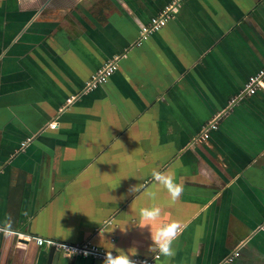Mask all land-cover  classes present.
Returning a JSON list of instances; mask_svg holds the SVG:
<instances>
[{"label":"crops","instance_id":"crops-1","mask_svg":"<svg viewBox=\"0 0 264 264\" xmlns=\"http://www.w3.org/2000/svg\"><path fill=\"white\" fill-rule=\"evenodd\" d=\"M172 1L0 0V264H46L32 236L152 257L150 231L173 220L176 255L156 264H264V90L226 110L264 67V0H182L140 38ZM144 207L162 214L141 229Z\"/></svg>","mask_w":264,"mask_h":264},{"label":"built area","instance_id":"built-area-1","mask_svg":"<svg viewBox=\"0 0 264 264\" xmlns=\"http://www.w3.org/2000/svg\"><path fill=\"white\" fill-rule=\"evenodd\" d=\"M181 1L182 0H173L168 5H166L157 16H153L146 25H143L140 31V38H146L152 32L159 30L161 27H163L166 24L167 20L178 11L179 6L181 5ZM116 68L117 57L109 60L108 62L103 64V66H101L96 72H94L86 81L84 90L92 91L99 85L105 83L108 80L109 76L116 70ZM258 90H264V67L260 68L257 72L247 77L241 90L229 99L226 110L230 109L231 106H233L237 101H239L243 97L255 94ZM72 100L73 97L67 98L66 104L71 103ZM62 107H64V105L61 106V108ZM226 110H224L222 113L226 112ZM220 115L221 113H219L216 117L212 118L205 124L200 134L196 137L197 141L206 140L209 137L210 132L217 128L218 119ZM49 126L51 128H54L56 126V123L52 121ZM24 143L25 141L22 143V145H24ZM31 238L35 240V243L38 246H41L43 244H46L48 246H54L55 250L58 253L66 257L79 255L84 257L90 256L98 258L100 260H104L106 253L108 252L107 250L97 247L96 245L90 242L73 244L68 242L55 241L52 239H46L40 236H32ZM238 249V247L235 248L231 255L226 258V260L231 261L234 257L238 256ZM112 254L116 255L113 252ZM130 258L137 261V264H156L157 259L155 254L152 257L133 256Z\"/></svg>","mask_w":264,"mask_h":264},{"label":"clouds","instance_id":"clouds-1","mask_svg":"<svg viewBox=\"0 0 264 264\" xmlns=\"http://www.w3.org/2000/svg\"><path fill=\"white\" fill-rule=\"evenodd\" d=\"M152 175L154 179L167 190L172 201H178L181 198L184 193V186L180 183H176L173 175L165 174L160 171H153ZM130 191L134 193L137 189L134 186ZM161 214L162 211L159 207L141 208L139 212L140 222L135 226L141 229L145 227L150 228L152 223L157 221ZM185 227L186 226L180 221L173 220L170 223L158 227L154 232L150 231L152 244L149 245L148 250L154 253L157 258L165 257L170 259L174 257L176 255L174 243L179 239ZM121 231L125 232L126 228L121 229ZM116 252L117 254L113 255L112 251H108L103 264H137V261L130 258L136 255L135 248H131L127 252L122 249H116Z\"/></svg>","mask_w":264,"mask_h":264},{"label":"water","instance_id":"water-1","mask_svg":"<svg viewBox=\"0 0 264 264\" xmlns=\"http://www.w3.org/2000/svg\"><path fill=\"white\" fill-rule=\"evenodd\" d=\"M39 253V247L37 249L36 254ZM59 253L55 250L54 246H49L48 252H47V258H46V264H56Z\"/></svg>","mask_w":264,"mask_h":264}]
</instances>
